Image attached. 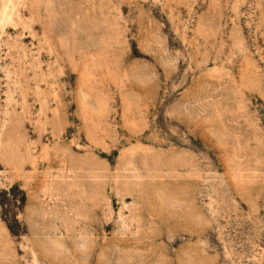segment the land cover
Instances as JSON below:
<instances>
[{
    "label": "rangeland",
    "instance_id": "1",
    "mask_svg": "<svg viewBox=\"0 0 264 264\" xmlns=\"http://www.w3.org/2000/svg\"><path fill=\"white\" fill-rule=\"evenodd\" d=\"M0 264H264V0H0Z\"/></svg>",
    "mask_w": 264,
    "mask_h": 264
}]
</instances>
